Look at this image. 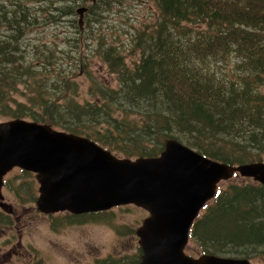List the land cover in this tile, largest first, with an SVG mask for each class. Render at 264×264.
<instances>
[{
  "label": "trees",
  "instance_id": "1",
  "mask_svg": "<svg viewBox=\"0 0 264 264\" xmlns=\"http://www.w3.org/2000/svg\"><path fill=\"white\" fill-rule=\"evenodd\" d=\"M67 1V14L85 6L81 0ZM153 1L159 14L137 40L141 55L133 68L111 48L103 50L121 83H96L94 101L81 102L76 60L85 69L84 57L29 45L25 17L0 0V23L8 27L0 31V115L85 136L127 158L157 156L167 139L175 138L222 162L235 163L202 139L240 146L251 154L244 163L259 160L264 152V0ZM104 5L102 11L110 0H95L87 14ZM31 49L41 62L30 60ZM231 59L238 72L215 69L213 62L228 66ZM114 210L63 215L71 223ZM190 238L198 243V255L252 259L259 252L264 259V185L231 182L220 189L196 219Z\"/></svg>",
  "mask_w": 264,
  "mask_h": 264
},
{
  "label": "rangeland",
  "instance_id": "2",
  "mask_svg": "<svg viewBox=\"0 0 264 264\" xmlns=\"http://www.w3.org/2000/svg\"><path fill=\"white\" fill-rule=\"evenodd\" d=\"M3 1L11 9H17V17H25L23 34L29 45L44 44L47 46L43 48L45 52L48 48H53L59 55L64 52V56V49H68L76 56L84 57L82 60L86 64L85 69L82 68V61L76 60L80 73L75 78L80 86L81 102L94 101L92 91L96 83H104L110 87H117L121 83L119 74L110 70L103 50L111 48L115 57L121 58L129 68H133L134 61L141 55L137 40L141 34L149 32L159 14L153 0H110L107 10L102 11L106 9L104 5V8L87 14L81 29L76 11L79 7L72 14H67L70 4L67 0ZM81 1L86 6L95 4V0ZM7 28L5 23H0V31H6ZM100 44L103 45L102 50H98ZM29 55L32 62H41L38 61L35 49H31ZM233 59L228 66L217 65L215 62L213 64L218 72L231 74L232 69L238 72ZM8 120L10 119L6 116L0 115V123ZM182 137L196 141L185 134ZM202 140V144L220 147L219 153H225L235 162H224L226 164L244 165V161L251 157L249 152L229 141H222L221 145H217V142L210 139ZM153 144L154 141L149 143L150 146ZM241 159L244 160L237 162ZM255 162H264V152ZM4 178L2 201L6 210L4 207L0 208V254L3 255L0 264H112L113 261L118 262L139 254L136 232L149 216L146 209L137 205H124L116 207L109 215L80 217L70 223V218L64 216V212L43 213L38 210L39 183L35 173L27 171L25 174L14 168ZM254 181L248 176L234 174L221 179L218 189H227L231 182L245 184ZM216 196L208 203L214 202ZM185 250L190 254L196 251L197 257L200 256L198 243L192 238ZM261 259L263 258L259 256V252H255L249 260L264 264V259Z\"/></svg>",
  "mask_w": 264,
  "mask_h": 264
},
{
  "label": "water",
  "instance_id": "3",
  "mask_svg": "<svg viewBox=\"0 0 264 264\" xmlns=\"http://www.w3.org/2000/svg\"><path fill=\"white\" fill-rule=\"evenodd\" d=\"M83 29L88 7L80 6ZM14 167L36 173L37 208L74 214L135 204L149 216L137 229L143 256L133 264H255L246 258L187 255L189 232L217 183L235 172L264 184V162L232 166L169 138L158 156L121 158L85 136L48 124L0 123V206L4 176Z\"/></svg>",
  "mask_w": 264,
  "mask_h": 264
},
{
  "label": "flooded vegetation",
  "instance_id": "4",
  "mask_svg": "<svg viewBox=\"0 0 264 264\" xmlns=\"http://www.w3.org/2000/svg\"><path fill=\"white\" fill-rule=\"evenodd\" d=\"M4 185H5V178H3V186H2V189L4 188ZM4 207V209H5V206L3 205L2 207H0V208H3ZM6 210V209H5ZM66 212H64V214H65ZM136 234H137V232H136ZM138 236V235H137ZM138 240H139V244H138V247H140V251H138L139 252V254L137 255V256H134V257H128V258H126V259H123V260H121V261H118V262H116V261H113L112 262V264H133V263H138V262H140L141 261V259H142V256H143V250H142V247H141V244H140V237L138 236ZM188 245H186V247H187ZM185 247V248H186ZM186 251V250H185ZM190 254V253H189ZM1 255V254H0ZM2 257H3V255H1L0 256V259H2ZM106 259H108V258H106Z\"/></svg>",
  "mask_w": 264,
  "mask_h": 264
},
{
  "label": "bare ground",
  "instance_id": "5",
  "mask_svg": "<svg viewBox=\"0 0 264 264\" xmlns=\"http://www.w3.org/2000/svg\"><path fill=\"white\" fill-rule=\"evenodd\" d=\"M109 7V6H108Z\"/></svg>",
  "mask_w": 264,
  "mask_h": 264
}]
</instances>
